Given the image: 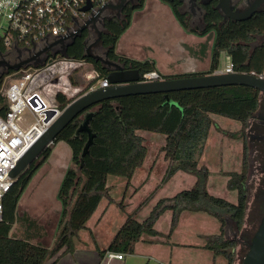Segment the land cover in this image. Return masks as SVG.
<instances>
[{"label":"trees","instance_id":"16d2710c","mask_svg":"<svg viewBox=\"0 0 264 264\" xmlns=\"http://www.w3.org/2000/svg\"><path fill=\"white\" fill-rule=\"evenodd\" d=\"M161 1L171 5L176 19L188 33L199 36L212 33L215 35L211 70L207 74L181 75L179 78L213 75L219 70L223 53L231 58L233 69L237 73L254 72L257 75H264V42H257L258 38L264 37V13L255 14L246 22L229 20L224 23L219 10L211 6L205 9L203 29L194 30L189 24L190 19H187L188 13L182 12L179 4ZM144 2L145 0L126 2L120 16L114 15L104 20L101 35V44L108 59L120 63L125 69L138 70L141 78L146 73L156 70L155 62L150 60L141 62L123 57L116 53V47L121 36L131 26L134 12L142 10ZM109 12L110 9L106 13ZM89 37L90 30L82 31L67 45L66 56L84 58L100 73V78L107 79L109 72L102 63L86 54V42ZM6 55L7 47L0 36V59ZM14 71L11 70L8 74L2 72L0 77V114L7 110L1 86L5 77ZM72 82L77 85L81 80L74 77ZM57 102L62 108L68 104L67 99L61 95L57 96ZM259 107L258 90L249 86H231L180 90L167 94L132 95L105 100L95 104L88 111L81 112L59 132L52 143L65 142L71 154V164L58 186L57 199L61 210L53 245L48 248L40 242L33 241L45 236V227L39 222L40 218L31 219L26 213L17 217L16 214V206L24 189L50 156L52 150L50 144L38 159L21 172L3 199L0 220V264H45L50 256L62 248L70 249L73 245L72 239L87 227V221L96 214L101 201L107 199L110 204L116 203L111 198L109 178L116 176L130 182L135 173L144 166L148 148L142 132L160 134L164 137L165 144L161 151L171 163L167 172L168 179L184 172L195 176L196 182L190 189L183 190L173 197L160 199L142 222L136 220L133 215H128L111 244L104 250L98 249L99 257L103 258L108 252L133 255L136 245L145 236H159L155 228L156 223L168 211L172 214L169 236L172 235L180 225L181 216L188 211L208 214L221 223L218 235L204 237L206 241L204 248L214 257H223L227 264H235L239 244L237 240L224 238L228 226L224 214L230 217L239 231L244 228L250 198L249 145L246 136L249 122ZM89 112L94 115L89 124L95 137L89 151L83 155V148L89 142V134L85 130L77 133V130L84 121V114ZM215 115L238 121L242 125L239 133L225 134L232 140L241 138L243 144L241 172L227 174L226 187L231 192H237V201L234 204L209 192L210 172L205 166L200 165L210 131L215 126L211 116ZM117 206L126 213L123 202L117 203ZM15 221L24 224L25 237L10 236Z\"/></svg>","mask_w":264,"mask_h":264},{"label":"rangeland","instance_id":"374dc122","mask_svg":"<svg viewBox=\"0 0 264 264\" xmlns=\"http://www.w3.org/2000/svg\"><path fill=\"white\" fill-rule=\"evenodd\" d=\"M151 3L149 2L150 6H152ZM147 11L143 12L142 15L136 14L132 26L127 30L126 34L121 36L116 49L118 55L126 58L130 56H146L148 54H139L136 45L144 36H155L157 32L159 33L160 29L158 28L161 25V28L166 30L162 32L167 34L170 33L172 35L174 33L170 25L175 26L174 30H178L177 28L180 26L177 23L178 19H176L174 14L173 17L170 12L155 13L152 17L149 16V19L157 26V32H153L148 27L142 29L144 25H148L147 20L144 18L141 19V16L147 15ZM151 11H153V6L151 7ZM188 15L190 16L191 14L188 13ZM112 16H114L113 12L106 13L107 18ZM191 21L189 24L192 29H203L204 25L199 16L192 17ZM99 28L103 31L100 25ZM180 29L183 31L181 26ZM178 34L179 32H176V35ZM214 39V33L210 34L208 36V43H205L201 47L203 50V55L200 58L202 68L209 67L210 62H208L209 57H207L206 51L210 48L211 42L214 44ZM94 40V34L90 30L89 42L93 43ZM92 53L106 57L105 50L100 46L93 47ZM17 57V53L11 52L6 59L15 62ZM227 64L228 62L223 58L220 63V69H225ZM4 71L3 67L0 66V73ZM75 78L81 80V83H85L81 77V73L75 76ZM10 82L11 79L6 78L4 80V88H7ZM212 118L215 126L210 131L209 140L205 146L200 165L205 166L210 172L208 189L211 194L227 199L234 204L237 199V192H231L226 188V176L229 173L241 172L243 144L241 138L232 140L225 134L232 132L239 133L242 125L238 121L229 120L218 115L212 116ZM31 120L30 112L25 111L22 114L20 124H29ZM250 129H248L246 136L248 137L249 145L248 163L250 176L248 188L250 198L244 228L239 231L236 224L230 220V217L224 214L226 222L228 223L224 238L227 240H237L239 244L236 250L237 260L235 264L242 262L250 248L246 246L243 237L248 235V237L252 238V235L259 227L254 221L258 217L254 216V214L258 211V204L263 198L261 191L264 190V147L261 146L262 141L253 139L251 135H254L256 131H251ZM141 134L146 139V147L148 148L147 160L144 166L136 172V176L130 182L120 177H110V186H112L114 181L119 182L118 185H116V182L113 183L116 186H113L111 191L113 198L117 200L115 201L116 204L111 205L106 212L104 209L105 203L101 204L95 216L90 222L88 221V227L72 239L75 242L77 241L75 244L76 249L72 256L82 260V264H98V249H105L111 244L110 242L114 239L128 215H133L136 220L142 222L149 216L153 207L160 199L172 197L183 190L190 189L196 181L195 176L184 172L168 179L167 172L171 163L166 160L164 153L161 151L165 144L164 137L160 134L150 132H142ZM51 146V156L33 175L16 206L17 217H21L26 213L31 219L32 217L40 218V223L46 229L45 239H41L45 244L52 243L55 238L57 221L61 210L60 203L57 199L58 186L65 175L66 169L71 164L70 149L65 142H57ZM105 200L103 202H106ZM122 202L124 208H126V213L117 206V203ZM171 216L170 211L166 212L156 223L155 228L159 236H150L153 238V241H151L153 244H150V246L152 245L151 247L154 253L159 252L158 256L161 258H158L167 261L159 263L153 257L154 255L143 254L141 251H136V255H134L136 260H141L142 264H153L156 260L159 264H211L212 255L207 251H198L193 245H199L204 235H218L220 233L221 223L208 214L186 211L180 219L179 227L169 236ZM20 225L24 224L18 221L17 229H20ZM76 238L80 239V241ZM150 246H147L142 240L140 249H147ZM130 259H133L132 255L126 257V261H116L113 264H128ZM215 264H226V260L223 257H219L216 259Z\"/></svg>","mask_w":264,"mask_h":264},{"label":"built area","instance_id":"2783aa9c","mask_svg":"<svg viewBox=\"0 0 264 264\" xmlns=\"http://www.w3.org/2000/svg\"><path fill=\"white\" fill-rule=\"evenodd\" d=\"M113 1L0 0V36L7 47L6 58L13 52L18 54L16 61H19L47 47L41 56L45 58L43 63L11 72L5 77L11 79L7 88H4V82L1 86L7 110L0 114V220L3 199L16 180L11 177L10 171L17 161L70 102L85 93L110 87L109 81L100 78V73L87 60L71 58L62 55L60 51L71 41V36L78 28L85 26L101 8ZM88 2L93 5L92 9L84 12L81 8L87 6ZM79 73L86 84H73L72 79ZM214 74L231 75L237 72L230 60L225 69H219ZM249 74L263 78V75L254 72ZM162 79L154 71L146 73L141 82ZM59 95L68 101L63 108L57 102ZM25 111L30 112L32 120L29 124L21 125ZM125 258L123 253L108 252L101 258L100 264H113L125 261Z\"/></svg>","mask_w":264,"mask_h":264},{"label":"water","instance_id":"95a60500","mask_svg":"<svg viewBox=\"0 0 264 264\" xmlns=\"http://www.w3.org/2000/svg\"><path fill=\"white\" fill-rule=\"evenodd\" d=\"M218 9L224 15L225 20H232L235 22H246L252 18V16L257 12L260 5L263 4L264 0H259L255 5L246 12L234 11L231 7V0H218ZM88 5L81 9L84 12H88L92 9V4L89 2ZM126 5V0H120L119 5L109 3V5L100 9L99 13L92 17V19L84 26L82 25L78 30L71 36V41L66 43L62 48L60 53L62 55H67L65 52L66 47L69 43L74 41L80 33L86 30L95 29L98 31L99 36L102 35L101 30L98 28V19L104 14V12L110 10L121 11ZM101 39L94 43L98 44ZM89 40L86 42L88 45ZM93 45L88 46L86 54L91 59L99 61L107 69L109 75L107 80L109 81L110 87L107 89H97L92 93L83 94L79 98L73 100L68 104L63 112L55 119V121L47 128V130L37 139L30 148L23 154V156L17 161L13 169L10 171L11 177L17 178L23 170L30 166L32 162L41 156V153L54 142L56 136L59 132L64 129V127L72 121L77 115L85 110H89L95 104H98L105 100H112L117 98L129 97L132 95H146V94H163L171 92H180V90H197V89H212L214 87H231V86H245L252 87L259 91L260 97L264 96V77L259 78L251 74H231V75H203L196 77H187L179 79H162L161 81L152 82H141V74L135 69H125L120 63L115 61H110L108 56L106 57L99 55L90 54V50ZM47 50L45 47L43 50L36 54H33L25 59H21L16 62L8 61L4 58L0 59V66L3 67L7 74L11 70H19L21 68H26L28 65L37 66L44 62L45 58L41 56L44 51ZM0 73V77L2 76ZM50 116V114L47 116ZM93 113H85L84 121L78 128L77 133L81 130L88 131L89 139L88 144L86 143L82 154L85 155L89 151L90 146L93 144L94 135L90 129L89 122L93 118ZM261 224L259 225L256 232L252 235V242L248 252L246 253L244 259L240 264H264V212L261 219Z\"/></svg>","mask_w":264,"mask_h":264},{"label":"crops","instance_id":"0c3cea01","mask_svg":"<svg viewBox=\"0 0 264 264\" xmlns=\"http://www.w3.org/2000/svg\"><path fill=\"white\" fill-rule=\"evenodd\" d=\"M149 2H152L151 4L153 6V11H151V7L152 6L149 5ZM144 3H145V5H144L143 9L140 10V11L134 12V14L132 16V23H133L135 21L134 17H135L136 14L142 15L143 12H146L147 10L148 11L150 10L149 12L147 11V13H146L147 15H143V17L141 16V19L144 18L145 20L148 21V25L147 26L144 25V27H142V29H144L145 27H148V29L151 28V30L153 32H157L156 31L157 30V26H155V23L152 22V20H150L149 18L152 17L155 13H168V12H170L172 15L174 14L171 5L169 3L163 2L161 0H153V1L152 0H145ZM148 7H150V8L148 9ZM173 17H174V15H173ZM132 23H131V26H132ZM177 23H179V25L182 27V25L180 24V22L178 20H177ZM161 26L158 28V29H160L159 33L157 32L155 36H152V35L144 36V38L141 39L138 42V44H136L139 54H141V55L148 54V55L140 56V57L139 56L138 57L130 56L128 58L136 60V61H141V60L154 61L155 62V67H156L155 71L158 72L161 75L162 78L166 77L168 79L179 78V76H181V75H190V74H196V73L207 74L211 70L210 67H211L212 56H213V52H212V50H213L212 49L213 42H211V44L209 43L210 44V48L206 51L207 52V57H209L208 58L209 59L208 62H210L209 67H203L202 68L201 64H200V58L203 55V52H202L203 50L201 49V47L205 43H208V36L209 35H207V36H199V35H196V34L193 35V34L188 33L187 31H185L183 27L182 28H183L184 32L181 31L180 26L177 28L178 30H174L175 26L170 25L171 26L170 28L173 29V32H174L171 35L170 33L167 34L165 32H162V31H166V30L161 28ZM176 32H179V34L176 35ZM258 42H259V40H258ZM117 46H118V44H117ZM116 49H117V47H116ZM3 58L6 59V56H4ZM223 58H225L226 61L228 62V64L226 65V66H228L230 64L231 58H229L226 53H223L221 55V58H220V63H221V60ZM6 60H8V59H6ZM144 61H141V62H144ZM220 63H219L218 69H220ZM211 118H212V116H211ZM212 120H213V118H212ZM49 155L51 156V153ZM109 180H110V178H109ZM115 182H116V185L119 184L118 181H114L113 183H115ZM227 182H228V177H227ZM113 183H112V186H110L109 182H108V186L110 187V192L112 191V187L116 186L115 184L113 185ZM226 186H227V183H226ZM209 192H210V190H209ZM111 198L114 201H117V200H115L113 198L112 192H111ZM103 201H104V199L101 201L100 205L105 203V206H104L105 212L107 210H109L108 208H110L111 205H115L116 204V203L115 204H110L107 199L105 200L106 202H103ZM236 201H237V199H236ZM88 221L90 222V220H88ZM88 221H87V227H88ZM17 225H18V221H15L12 229L10 230V236L15 237V238L16 237H19V238L25 237V226L24 225H20L19 226L20 229H17V227H18ZM81 231H79V232H81ZM44 235H46V229H45V234ZM205 236H209V235H204V237ZM204 237H203V240L201 241V243L199 245H193V246H195V248L198 251H207V252H209L212 255V257L210 256L211 257V264H215L216 259L219 258L220 256L219 257H214V255L210 251H208V250H206L204 248V246L206 244V241H204ZM41 239L44 240L45 236H43L42 238H37V239H35L33 241L34 242H40L44 246H46L48 248H50V246H52L54 241H55L53 239L54 241L52 243L45 244V242H43ZM76 239H78V238H76ZM78 240L80 241V239H78ZM151 241H153V238H151V237L150 238L149 237L143 238V242H145L147 244V246H150V244H153V242H151ZM76 243H77V241L75 242L73 240V245H72V247L70 249L69 248H67V249L66 248H62L56 254L50 256V259H48L45 264H82V260L77 259V258L72 256L73 252H75L74 250L76 249L75 248V244ZM140 245H141V241H140V243H138L136 245L135 252L132 255L133 259H130V262H128V264H139V263L142 264V261L138 260V259L136 260V258L134 256V255H136V251H141V252H143V254L154 255L153 257L155 259H157L158 261L157 260L156 261L159 262V263H162V262L164 263V262L167 261V260L159 259V258H161V257L158 256L159 252L154 253L153 248L151 247L152 245L150 246V248H147V249H140ZM102 250H104V249H102ZM128 256L129 255H127L126 257H128ZM142 256H146V255H142ZM100 260H101V258L98 255V259H97V261H99L98 264H100V262H101ZM124 260L126 261V258ZM150 260L152 261V259H150ZM156 261L153 262V264H159ZM143 263H144V261H143ZM226 264H227V261H226Z\"/></svg>","mask_w":264,"mask_h":264},{"label":"flooded vegetation","instance_id":"af4514ba","mask_svg":"<svg viewBox=\"0 0 264 264\" xmlns=\"http://www.w3.org/2000/svg\"><path fill=\"white\" fill-rule=\"evenodd\" d=\"M129 0H126V2H128ZM168 2L172 3V4H179V8L182 12H187L189 14H191L190 16L187 17V19L195 17V16H199V18L202 21V24L204 25V18L203 15L205 13V9L207 7H214L217 10H219L217 7L219 5V1L218 0H167ZM259 0H231V7L234 11L237 12H246V10L250 9L253 5H255ZM120 0H114L112 4H116L119 5ZM122 11V10H121ZM121 11L118 10H110V12H113L114 15L116 16H120ZM219 12L222 14L223 18L224 15L221 12V10H219ZM264 13V2L262 5L259 6V8L257 9V12L255 14H263ZM254 14V15H255ZM253 15V16H254ZM107 19L106 14H104L98 21V28L99 25L101 26V28L103 29V23L104 20ZM230 20V19H229ZM229 20H225L224 18V23L229 22ZM232 21V20H231ZM100 30V28H99ZM92 33L94 34V42L93 43H88V46L93 45L94 43L98 42L101 39V36H99V33L97 30H95L94 28L91 29ZM102 32V30H101ZM259 43L264 42V37H260L258 38ZM258 42V41H257ZM95 46H100L102 47L101 42H99L98 44L93 45V47ZM93 47L90 50V54L95 55L93 52ZM106 55V53H105ZM264 77V75H263ZM251 128L250 130H255L256 133L253 136V139H258L261 142V146L264 147V96L260 97V107L259 110L257 111V113L251 118V121L249 122V127L248 129ZM248 131V130H247ZM263 165H264V161H263ZM264 185V184H263ZM261 195L263 196L262 201H260V203L258 204V211L254 214V216H257L258 218L254 219V221L256 222V224L260 225L261 224V219H262V215L264 212V190L261 191ZM253 221V222H254ZM243 239H245V244L246 246L250 247L252 239L251 237L244 236Z\"/></svg>","mask_w":264,"mask_h":264}]
</instances>
